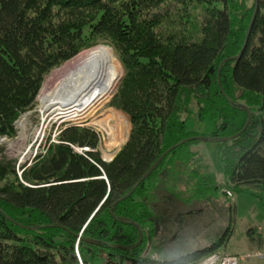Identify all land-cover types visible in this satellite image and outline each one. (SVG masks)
I'll return each instance as SVG.
<instances>
[{
  "label": "trees",
  "instance_id": "obj_1",
  "mask_svg": "<svg viewBox=\"0 0 264 264\" xmlns=\"http://www.w3.org/2000/svg\"><path fill=\"white\" fill-rule=\"evenodd\" d=\"M256 4L236 61L255 0H0V136L14 135L13 122L33 109L53 68L100 42L123 66L110 106L131 125L109 162L98 150L74 152L70 145L99 142L76 126L20 172L0 148V264H78L75 252L97 264L98 246L76 244L70 232L111 245L137 241V228L120 217L139 225L144 242L173 243L172 254L141 264H193L228 252L236 205L225 190L250 193L264 208V0ZM240 105L251 111L247 127L228 141L203 142L218 146L216 177L207 150L195 146L201 141H187L120 200L170 146L240 132ZM176 165L183 171L174 173Z\"/></svg>",
  "mask_w": 264,
  "mask_h": 264
},
{
  "label": "rangeland",
  "instance_id": "obj_2",
  "mask_svg": "<svg viewBox=\"0 0 264 264\" xmlns=\"http://www.w3.org/2000/svg\"><path fill=\"white\" fill-rule=\"evenodd\" d=\"M98 45H103L109 48L113 53L112 55L114 56L115 61L118 64L120 73L114 87L112 88L106 99L103 100L98 106H96L94 110H89L88 114L83 113L79 117H76L77 118L76 120L71 119L72 121L67 120L66 122H60L59 124H57V120L54 119L53 113L55 111L60 112V110H58L57 107L55 106L52 107L41 106L38 99L39 95L41 94L44 86L46 85L47 80L50 78V76L55 70H57L67 62L71 61L77 55ZM122 76H123V66L120 62V59L115 54L113 47L110 44L100 42L91 47L85 48L84 50H81L74 57L68 59L64 63H61L60 65L53 68L50 71V73L45 77V80L36 97V103L33 109L19 116V118L15 122H13V127L14 130L16 131L14 135L11 137L6 136L5 140L0 142L1 153L7 159L15 160V164L20 163L19 165L24 164L25 166L28 165L30 166L34 162L35 157L39 154L38 150L39 148H41V146H43V148H41L42 149L41 153H44L46 146L50 142H54V143L58 142L59 134L62 132L63 129L72 126H76L79 128H88L96 133V135L99 137V142L96 150L100 152V155L102 154L103 156H106L105 154L108 151L109 153L111 152L113 153L114 150H116L118 147H121L122 144L126 141L131 128L130 121L127 115H125L120 110L114 108L113 106H110V101L113 98L114 94L116 93L117 87L120 82V78ZM44 124L46 126L42 130ZM202 128L204 130L207 129L205 123L202 124L201 129ZM198 131H200V129ZM41 134L44 135L41 138L42 140L40 142V145H38V148L36 149V153L32 154L35 151L37 142L40 140ZM195 146L201 147L200 149L202 150L204 149L207 150V154L209 155L211 160V166L213 168L212 174L214 175V177H216L219 173H221V168L216 157L217 156L216 152L218 148L217 144L201 142ZM195 146L192 147L191 150L194 151L196 149ZM71 148L73 149V147ZM104 152L106 153L104 154ZM183 158H186L185 155L183 156ZM19 165H16V170L20 172L21 168ZM176 166H180V165H176ZM181 166L179 167L178 171L176 170L174 171V173L182 172L183 168ZM231 200H234L236 205V221L234 223L233 231L230 235V238L226 243L227 251L228 252L230 250L246 251L248 249L251 258L245 261H251L249 264H253L259 259L264 260L263 206L260 204L259 200L256 197L252 196L250 193H245L242 190L236 191V188L234 189L233 198ZM257 225H260V228H258ZM249 226L252 227L256 226L254 227L255 229H252V231L251 229L249 230L251 231V235L254 236L255 241L258 240L259 238L262 239L260 246H258L259 244L256 243L255 241L254 243H250L248 241L247 237L250 239V236H247L249 231L248 230ZM259 233L261 234V237L258 236ZM170 240L171 239H165V238L159 239L158 236V238L153 240L152 244H147V241H145L142 247H140V250L133 251L135 254L133 253L132 255L134 256V258L135 257L142 258L143 261L161 260L163 259L166 253L172 254L170 253V251L173 243H171L172 241L169 243ZM185 244L187 248H190L193 245L192 242L189 243L185 242ZM175 249H172L174 255H176L174 253L176 251ZM78 253L79 254H76L75 252L77 262L78 264H83L80 252ZM96 259L98 260L97 264H114L118 262L117 260L109 257V253L107 254L104 251L99 252V255H97ZM258 262L260 264V261ZM261 264H264V261Z\"/></svg>",
  "mask_w": 264,
  "mask_h": 264
},
{
  "label": "bare ground",
  "instance_id": "obj_3",
  "mask_svg": "<svg viewBox=\"0 0 264 264\" xmlns=\"http://www.w3.org/2000/svg\"><path fill=\"white\" fill-rule=\"evenodd\" d=\"M109 48L98 45L55 70L38 99L41 106L57 107L63 121L88 114L106 99L119 77ZM45 123V122H44ZM82 233V232H81Z\"/></svg>",
  "mask_w": 264,
  "mask_h": 264
},
{
  "label": "water",
  "instance_id": "obj_4",
  "mask_svg": "<svg viewBox=\"0 0 264 264\" xmlns=\"http://www.w3.org/2000/svg\"><path fill=\"white\" fill-rule=\"evenodd\" d=\"M256 9H257V4H256V0H255V8H254V11L252 13V16H251V19H250V22H249V25H248V28H247V31H246V34H245V38H244V41H243V44H242V47L240 49V52L232 57V59L234 60H238L240 58V56L242 55L244 49H245V46L247 44V41H248V38H249V35H250V31H251V28H252V25H253V21H254V18H255V14H256ZM229 59V58H227ZM231 59V58H230ZM226 60V59H225ZM224 60V61H225ZM222 64V62L220 63V65ZM240 108L241 109H244L246 112H247V118H246V121H245V124H244V127L243 129L236 133V134H233L231 136H228V137H209V136H203V135H196V136H190L188 138H185L183 140H181L180 142H178L177 144H174L172 146H170L168 149H166L159 157L158 159L148 168V170L142 175V177L134 184V186L131 188V190L129 192H127L124 196H122L120 198V200L128 197L132 191L135 189V187L141 183L142 181H144L156 168L157 166L159 165V163L161 162V160L173 149H175L178 145L180 144H183L187 141H194V140H198V141H201V142H211V141H215V142H223V141H228L234 137H236L237 135H239L248 125L249 123V120H250V116H251V111L248 107L244 106V105H240ZM117 220L119 221H123V222H127L133 226H135L138 230V234H139V238L137 240L136 243L134 244H131V245H121V244H110V246L112 248H115V249H118L120 251H126V250H129V249H132L136 246H138L141 241H142V232L140 230V227L139 225L136 223V222H132V221H129L123 217H120V218H117ZM42 226H38L37 228H40ZM63 229H65L64 227H62ZM66 230V229H65ZM71 235H73L77 241L81 240L87 244H91V245H100L101 242L98 241V240H95V239H92V238H88V237H84L81 235V232L80 233H72L70 232ZM127 260H129L131 262V264H137L139 262L138 259L136 258H133V257H127L126 258ZM114 264H121V263H114Z\"/></svg>",
  "mask_w": 264,
  "mask_h": 264
},
{
  "label": "built area",
  "instance_id": "obj_5",
  "mask_svg": "<svg viewBox=\"0 0 264 264\" xmlns=\"http://www.w3.org/2000/svg\"><path fill=\"white\" fill-rule=\"evenodd\" d=\"M61 115H63V113H57V111H55L53 113V117L55 120H57V124H59L60 122H66V121H63L61 118H64L63 116L60 117ZM76 120V119H74ZM69 121H72V120H69ZM47 124V123H46ZM45 124L44 126L42 127V130L45 128ZM44 134H41L40 136V140L37 142V146L35 147V151L34 153L32 154H35L36 153V149L38 148V145H40V142H41V138ZM6 136H0V142L5 140ZM71 147H73V150L74 152L76 153H79V154H87V153H91V152H95L96 151V148H92L90 146H76V145H70ZM106 152H104L105 154ZM111 154V155H109ZM106 156H103L101 154V159L105 162H109L112 157H113V154L112 152L109 153V151L105 154ZM33 156V155H32ZM108 156V157H107ZM91 161L92 159L89 158ZM20 163H17V165H19ZM225 194L228 198H232L233 194L231 191L229 190H225ZM258 256H261V255H258ZM251 258L250 254L249 253H246V254H233V253H229V252H226V253H220V252H212L208 255H206L205 257H203L201 260H199L198 262H195L193 264H240L242 260H249Z\"/></svg>",
  "mask_w": 264,
  "mask_h": 264
},
{
  "label": "flooded vegetation",
  "instance_id": "obj_6",
  "mask_svg": "<svg viewBox=\"0 0 264 264\" xmlns=\"http://www.w3.org/2000/svg\"><path fill=\"white\" fill-rule=\"evenodd\" d=\"M150 241L151 240L147 239V244H149ZM136 242L137 241H134L132 243H127V244H121V245H131V244H134ZM143 243H144V239H143V236H142V241H141V243L138 246H136V247H134L132 249L126 250V251H120V250H116V249L115 250H111L112 248H111L109 243H101L100 245H94V246H98L99 251H104L107 254L109 253V257H111L112 259L117 260L121 264H131V262L129 260H127L126 258L127 257H133L134 258V256L132 255L134 253L133 251L140 250V247H142ZM147 248H148V245H147ZM135 258H138V260H139V262L137 264H141L142 263V261H143L142 258H139V257H135Z\"/></svg>",
  "mask_w": 264,
  "mask_h": 264
},
{
  "label": "crops",
  "instance_id": "obj_7",
  "mask_svg": "<svg viewBox=\"0 0 264 264\" xmlns=\"http://www.w3.org/2000/svg\"><path fill=\"white\" fill-rule=\"evenodd\" d=\"M120 147H118L116 150L113 151V155L119 150ZM234 194V193H233ZM233 198V197H232ZM234 201V200H232ZM258 228H260V225H257ZM171 242V241H170ZM249 243V242H248ZM227 249V247H226ZM229 253H233V254H246V253H249V250L247 249L246 251H233V250H230ZM258 261H260V264L264 261L263 259H259ZM256 261L255 263L253 264H259V262ZM262 261V262H261ZM251 261H241V264H249Z\"/></svg>",
  "mask_w": 264,
  "mask_h": 264
},
{
  "label": "clouds",
  "instance_id": "obj_8",
  "mask_svg": "<svg viewBox=\"0 0 264 264\" xmlns=\"http://www.w3.org/2000/svg\"><path fill=\"white\" fill-rule=\"evenodd\" d=\"M76 244H78V241L76 240Z\"/></svg>",
  "mask_w": 264,
  "mask_h": 264
}]
</instances>
